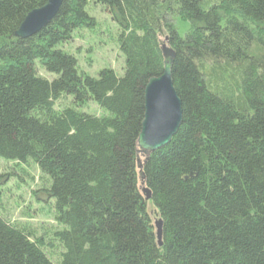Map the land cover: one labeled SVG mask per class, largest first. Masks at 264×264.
I'll use <instances>...</instances> for the list:
<instances>
[{"label":"trees","instance_id":"1","mask_svg":"<svg viewBox=\"0 0 264 264\" xmlns=\"http://www.w3.org/2000/svg\"><path fill=\"white\" fill-rule=\"evenodd\" d=\"M46 2L0 0V158L32 161L48 182L60 253L0 215V264H264V0H63L43 30L15 37ZM88 4L117 25L121 77L79 74L59 49L94 27ZM176 19L190 24L183 38ZM161 44L182 122L145 160L137 137ZM64 96L75 108H55ZM88 101L106 115L76 110Z\"/></svg>","mask_w":264,"mask_h":264},{"label":"rangeland","instance_id":"2","mask_svg":"<svg viewBox=\"0 0 264 264\" xmlns=\"http://www.w3.org/2000/svg\"><path fill=\"white\" fill-rule=\"evenodd\" d=\"M86 12L95 20L92 29L82 28L72 34L71 40L59 46V49L74 57L79 74L97 78L102 70H112L118 77L124 73V58L118 51L117 25L111 20L104 6L88 4ZM174 26L181 38L190 30L186 20L176 19ZM40 77L48 80L55 76L37 69ZM75 108L71 96L62 97L56 109ZM79 113L91 116H104L106 113L92 101L77 107ZM48 182L32 161L26 164L9 162L0 158V215L17 227L29 231L35 239H40L47 246V254L56 261L60 249L50 240V234L57 229L54 222L53 201L45 192ZM147 210L153 217V208L147 203Z\"/></svg>","mask_w":264,"mask_h":264},{"label":"water","instance_id":"3","mask_svg":"<svg viewBox=\"0 0 264 264\" xmlns=\"http://www.w3.org/2000/svg\"><path fill=\"white\" fill-rule=\"evenodd\" d=\"M63 0H47L46 4L30 12L15 37L26 39L43 30L55 18ZM163 58V70L159 77L150 79L144 88V113L137 148L141 156H148L166 147L177 133L182 122L181 102L173 88L171 68L174 51L166 44L160 45ZM142 194L147 200L146 190ZM157 244L161 246V222L154 223Z\"/></svg>","mask_w":264,"mask_h":264}]
</instances>
